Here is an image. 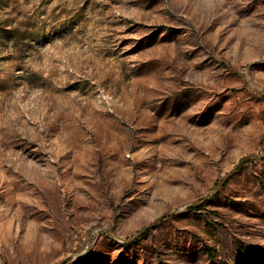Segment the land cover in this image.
I'll return each instance as SVG.
<instances>
[{
	"label": "rangeland",
	"instance_id": "374dc122",
	"mask_svg": "<svg viewBox=\"0 0 264 264\" xmlns=\"http://www.w3.org/2000/svg\"><path fill=\"white\" fill-rule=\"evenodd\" d=\"M0 264H264V0H0Z\"/></svg>",
	"mask_w": 264,
	"mask_h": 264
},
{
	"label": "trees",
	"instance_id": "16d2710c",
	"mask_svg": "<svg viewBox=\"0 0 264 264\" xmlns=\"http://www.w3.org/2000/svg\"><path fill=\"white\" fill-rule=\"evenodd\" d=\"M219 184H221V182H220V183H217V184H216V187H217V186L219 187ZM207 200H208V197L202 199L197 205H192L191 208H192V209L197 208L199 205H203V204H205V203L207 202Z\"/></svg>",
	"mask_w": 264,
	"mask_h": 264
}]
</instances>
